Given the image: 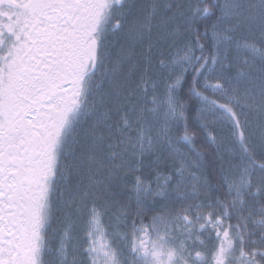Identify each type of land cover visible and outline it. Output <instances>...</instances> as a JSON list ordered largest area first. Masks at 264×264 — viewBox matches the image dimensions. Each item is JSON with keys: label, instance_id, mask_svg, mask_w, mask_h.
<instances>
[{"label": "snow or ice", "instance_id": "6c2138e0", "mask_svg": "<svg viewBox=\"0 0 264 264\" xmlns=\"http://www.w3.org/2000/svg\"><path fill=\"white\" fill-rule=\"evenodd\" d=\"M0 264H264V0H0Z\"/></svg>", "mask_w": 264, "mask_h": 264}, {"label": "trees", "instance_id": "16d2710c", "mask_svg": "<svg viewBox=\"0 0 264 264\" xmlns=\"http://www.w3.org/2000/svg\"><path fill=\"white\" fill-rule=\"evenodd\" d=\"M201 30H203V26H201ZM196 143H197V146H198V147H201V150H204V149H203V146H202V143H201V141H200L199 139L196 141ZM209 151H210V150H209ZM210 159H211L210 156H206V160H210ZM211 179H212V182H213V183H216V178H215V177H212ZM148 215H151V213H149Z\"/></svg>", "mask_w": 264, "mask_h": 264}]
</instances>
